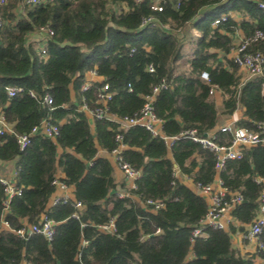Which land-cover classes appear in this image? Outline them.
Instances as JSON below:
<instances>
[{
	"label": "trees",
	"instance_id": "1",
	"mask_svg": "<svg viewBox=\"0 0 264 264\" xmlns=\"http://www.w3.org/2000/svg\"><path fill=\"white\" fill-rule=\"evenodd\" d=\"M257 1L183 0L177 8L166 3L162 11L151 9V0H54L0 7L5 22L0 28V106L13 129L0 137V160L15 161V181L22 186L21 195L4 211L0 185V264H254L252 255L242 256L232 246L231 233L244 232L259 212L263 183L256 178L264 180V145L244 148L240 159L228 160L219 172L223 186L243 196L230 212L239 226L205 227L194 240L191 232L207 203L175 171L201 184L216 175L212 154L180 136L184 130L204 134L217 126L219 114L232 115L240 105L236 125L254 127L264 120V74L241 79L238 66L225 57L237 28L245 36L256 29L264 32V10ZM231 10L240 12L239 21L227 16L214 25ZM149 15L166 27L140 26ZM43 25L53 30L46 38L45 56L29 37ZM252 48L264 51V39ZM90 69L103 79L83 91ZM202 71L208 81L201 78ZM162 81L167 86L154 94L152 103L162 120L158 135L140 126L121 129L109 118L95 119L92 132L85 113L78 110L83 102L92 108L99 87L107 83L112 92L109 113L132 117ZM9 85L24 91L8 98ZM211 86L223 94L220 113ZM46 92L52 96L51 106L40 102ZM44 118L57 124V135L32 133L20 148L17 135L31 133ZM117 133L125 146L123 158L139 171L129 190L138 200L117 196L113 167L97 154L99 148L110 152L117 146ZM163 137L174 138L169 147ZM58 171L74 187L73 200L80 208L73 200L47 207ZM147 199L163 206L152 211L141 205ZM42 213L54 222L50 241L39 233L15 234ZM110 219L113 232L97 227ZM260 237L264 242V227Z\"/></svg>",
	"mask_w": 264,
	"mask_h": 264
},
{
	"label": "built area",
	"instance_id": "2",
	"mask_svg": "<svg viewBox=\"0 0 264 264\" xmlns=\"http://www.w3.org/2000/svg\"><path fill=\"white\" fill-rule=\"evenodd\" d=\"M10 0H0V7L6 5ZM54 0H19L18 7H33L38 5H45L53 2ZM135 3H139L142 0H133ZM183 0H151V9L155 11H162L164 5L170 2L175 8H177ZM257 5L264 10V0H258ZM125 7V6H124ZM126 8V7H125ZM17 11V9L15 10ZM18 12V11H17ZM227 16H231L229 13H224L220 18L214 21V25L218 24L220 20L225 19ZM5 24L0 14V28ZM149 25L150 27H166L161 24L153 15L143 17L140 26ZM40 39L39 51L42 56H45L46 51L44 48L46 38L53 35V30L48 25L40 26L38 31ZM264 39V32L260 29H256L248 36H244L239 42L232 46V56L230 59L238 66L246 70L250 76L263 75L264 74V51L260 49H253L252 46L255 42ZM148 71H153L154 68L151 64L147 66ZM92 76H98L94 69L87 71ZM201 78L208 81V74L206 71L201 72ZM92 81L91 79L84 78L81 85V90L85 91L89 89ZM264 85V84H263ZM167 85L162 81L159 85L154 86L152 94L146 97V102L141 108L138 114L132 117L117 118L114 114L108 111V101L112 97V92L109 90L108 84L103 83L96 94L95 105L90 108L85 102L78 106V110L87 111L95 119L109 118L115 120L121 129L129 126H140L148 130L152 135H158L161 133L162 120L155 114L153 110L154 94H156L160 88H165ZM215 87L211 86L209 93L212 94ZM24 91L22 86H6L5 92L8 98L14 97ZM28 94L32 97H36V92L28 90ZM40 102L44 105L51 106L53 103L52 96L49 93H44L40 98ZM254 127L240 126L235 123H227L218 126L216 129H212L204 134H199L195 128H189L180 133V136H185L191 141L197 143L201 148L209 151L214 159V169L216 175L212 182L208 184H201L199 182H193L194 192L202 196L206 203L207 209L203 218L199 220L197 225L191 232V240L195 237L203 235V228L210 227L213 229H225L227 227V219L225 215L243 200V196L239 191H231L223 186L222 180L219 177V172L225 167L228 160L240 159L244 148L264 145V120L254 122ZM13 133L12 125L6 120L2 108L0 106V137L5 134ZM32 133H38L42 136L54 138L58 133L57 124L53 123L50 118H44L41 122L33 127L31 133L17 135V143L20 148H24L29 143V138ZM165 144L169 147L174 138L163 137ZM117 146L110 152L114 157L117 168L122 172L127 180L134 181L139 176V171L135 169L128 161L122 156V149L125 147L122 142L121 133L115 135ZM15 174L10 177L0 175V185L2 187L3 199L2 204L4 211H6L10 200L19 196L22 193V186L18 185L15 181ZM191 179L190 177L186 176ZM257 182H262L263 187L259 193V212L248 225L243 232V238L248 241H253L255 244V254L261 257L259 254L264 255V242L261 240L260 234L264 227V180L257 177ZM54 187L53 192L48 200L47 207L54 206L60 202L64 203L68 200H73V196L69 191V185L61 180L59 177H55L52 180ZM173 183V181H172ZM57 191V192H55ZM118 197L130 196L126 191H117ZM74 207L80 208L81 203L79 201H72ZM142 206L149 205L152 211L163 206L161 201H155L147 199ZM73 216H76L74 214ZM2 226H8L5 220H2ZM97 227L106 232L114 231L113 219H110L106 223L98 224ZM54 232V222L49 219L46 213H42L36 223L25 224L21 228L15 231L18 236H25V234L39 233L47 241L52 239ZM33 264V263H29Z\"/></svg>",
	"mask_w": 264,
	"mask_h": 264
},
{
	"label": "crops",
	"instance_id": "3",
	"mask_svg": "<svg viewBox=\"0 0 264 264\" xmlns=\"http://www.w3.org/2000/svg\"><path fill=\"white\" fill-rule=\"evenodd\" d=\"M15 14L17 16L20 15V13H15ZM229 14L231 15V17H233L237 21H239L241 19V14L238 11L231 10V11H229ZM244 36H245V34L243 33V31L240 28H237L235 30V32L230 35V37L232 39V46H235L239 42V40L241 38H243ZM29 37H30V40L35 42V46L38 48L39 47V43H40V42H38V40L40 39V36L38 35V33L35 32L32 35H30ZM219 53L221 54V52H219ZM231 56H232V50L230 49L228 51V53L225 54V57L227 59H230ZM238 71L241 74V79H246V78L250 77L249 73L246 70H244L242 68H238ZM84 78L85 79L86 78L91 79L92 82H100L103 79L102 76H99V75L98 76H92L88 72H85ZM263 93H264V85H263ZM213 95H214L215 107H216L217 111L220 113L222 111L223 94L219 90L214 89ZM71 98H72V100L75 99V95H74V92L72 90H71ZM242 111H243V107L240 105L234 111V113L232 115L219 114L218 124H217V126L214 129H216L218 126L223 125V124L235 123L236 120L239 118V117L238 118L236 117L237 112H239L241 114ZM84 113H85V116L87 117V120L89 122L91 131L94 132V120H93V117L87 111H85ZM59 151H60V148H59ZM97 154L99 156L106 157L108 159V161L110 162V164L112 165V167H113V176H114V181L116 183V188L114 190L115 191L116 190L117 191H121L122 190V191H126V192L129 193V190L134 187V181L127 180L124 177L122 172L117 168V166L115 164L114 157L112 156L111 152H108V151H106L104 149L99 148ZM15 171H16V165H15V161L14 160H11V161H2V160H0V175L1 176H6V177L13 176ZM62 176H63V174L60 171H58L57 172V177L60 178ZM175 176L182 183H184L186 186H188L189 188L194 190L193 185H192L193 184L192 179L187 178L186 175H183L179 170L175 171ZM73 190H74V187L72 185H69V191L72 194V196H73ZM55 192H57V191H55ZM130 196L133 197L134 199L138 200L136 197L132 196L131 194H130ZM225 218L227 219V227L225 228V230L228 229L229 224H232V225H234L236 227L239 226V222H237L233 218V216L231 215L230 212L225 215ZM244 227L246 229L248 227V225H245ZM231 238H232V246L242 256L252 255V257H253L252 259H253V263L254 264H264V258L259 257L258 255L255 254V244H254V242L245 240L243 238V231H240L238 229L235 230L233 233H231Z\"/></svg>",
	"mask_w": 264,
	"mask_h": 264
},
{
	"label": "rangeland",
	"instance_id": "4",
	"mask_svg": "<svg viewBox=\"0 0 264 264\" xmlns=\"http://www.w3.org/2000/svg\"><path fill=\"white\" fill-rule=\"evenodd\" d=\"M18 3L19 1L18 0H10L7 4L8 5H10V7L12 8V9H14L15 8V3ZM16 3V4H17ZM20 10V9H19ZM19 10H17V11H19ZM19 13H20V11H19ZM240 113L239 112H237V114H236V117L238 118V117H240ZM227 121V120H226Z\"/></svg>",
	"mask_w": 264,
	"mask_h": 264
}]
</instances>
